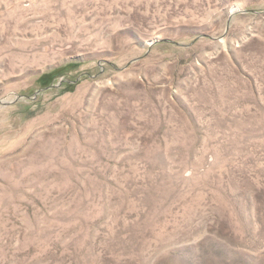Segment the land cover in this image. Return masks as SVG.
Wrapping results in <instances>:
<instances>
[{
  "label": "rangeland",
  "instance_id": "rangeland-1",
  "mask_svg": "<svg viewBox=\"0 0 264 264\" xmlns=\"http://www.w3.org/2000/svg\"><path fill=\"white\" fill-rule=\"evenodd\" d=\"M0 264H264V0H0Z\"/></svg>",
  "mask_w": 264,
  "mask_h": 264
},
{
  "label": "trees",
  "instance_id": "trees-1",
  "mask_svg": "<svg viewBox=\"0 0 264 264\" xmlns=\"http://www.w3.org/2000/svg\"><path fill=\"white\" fill-rule=\"evenodd\" d=\"M49 75H50V73L49 74H45L44 76L43 75L40 76L41 77L40 79L43 82L42 83L43 86H47V85H49L51 83V80H50L51 79V76H49ZM47 76H48V79H47Z\"/></svg>",
  "mask_w": 264,
  "mask_h": 264
}]
</instances>
